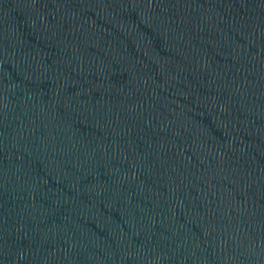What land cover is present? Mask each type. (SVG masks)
I'll return each mask as SVG.
<instances>
[{
	"label": "water",
	"instance_id": "95a60500",
	"mask_svg": "<svg viewBox=\"0 0 264 264\" xmlns=\"http://www.w3.org/2000/svg\"><path fill=\"white\" fill-rule=\"evenodd\" d=\"M0 264H264V0H0Z\"/></svg>",
	"mask_w": 264,
	"mask_h": 264
}]
</instances>
